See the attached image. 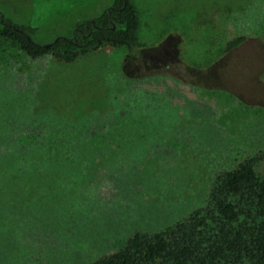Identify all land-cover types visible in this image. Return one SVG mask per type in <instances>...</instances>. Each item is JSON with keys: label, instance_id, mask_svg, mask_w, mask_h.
Wrapping results in <instances>:
<instances>
[{"label": "rangeland", "instance_id": "1", "mask_svg": "<svg viewBox=\"0 0 264 264\" xmlns=\"http://www.w3.org/2000/svg\"><path fill=\"white\" fill-rule=\"evenodd\" d=\"M91 2L0 11L34 26ZM132 2V51L34 58L0 40V264H91L204 207L219 172L264 154V0Z\"/></svg>", "mask_w": 264, "mask_h": 264}, {"label": "trees", "instance_id": "2", "mask_svg": "<svg viewBox=\"0 0 264 264\" xmlns=\"http://www.w3.org/2000/svg\"><path fill=\"white\" fill-rule=\"evenodd\" d=\"M97 1L34 26L0 11V40L14 42L34 58L50 53L72 60L103 43L132 51L139 28L132 0H112L93 17L80 18ZM72 22V34L65 35L63 30ZM243 38L236 37L228 46ZM214 180L204 207L157 232L133 234L124 246L91 264H264V154L242 159Z\"/></svg>", "mask_w": 264, "mask_h": 264}, {"label": "crops", "instance_id": "3", "mask_svg": "<svg viewBox=\"0 0 264 264\" xmlns=\"http://www.w3.org/2000/svg\"><path fill=\"white\" fill-rule=\"evenodd\" d=\"M257 52H258L259 56H261V51H260V49H258ZM261 57H262V56H261Z\"/></svg>", "mask_w": 264, "mask_h": 264}]
</instances>
